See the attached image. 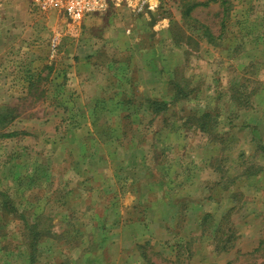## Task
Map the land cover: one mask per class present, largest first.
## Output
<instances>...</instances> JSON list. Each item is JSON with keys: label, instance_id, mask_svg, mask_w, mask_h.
<instances>
[{"label": "rangeland", "instance_id": "374dc122", "mask_svg": "<svg viewBox=\"0 0 264 264\" xmlns=\"http://www.w3.org/2000/svg\"><path fill=\"white\" fill-rule=\"evenodd\" d=\"M106 10L0 0V264H264V0Z\"/></svg>", "mask_w": 264, "mask_h": 264}, {"label": "built area", "instance_id": "2783aa9c", "mask_svg": "<svg viewBox=\"0 0 264 264\" xmlns=\"http://www.w3.org/2000/svg\"><path fill=\"white\" fill-rule=\"evenodd\" d=\"M34 8L49 10L79 23L87 15L103 11L107 6H125L133 12H144L147 0H28Z\"/></svg>", "mask_w": 264, "mask_h": 264}, {"label": "trees", "instance_id": "16d2710c", "mask_svg": "<svg viewBox=\"0 0 264 264\" xmlns=\"http://www.w3.org/2000/svg\"><path fill=\"white\" fill-rule=\"evenodd\" d=\"M227 11V10H226ZM224 23V22H223ZM222 23V24H223ZM223 27V26H222ZM210 40L212 39V37L210 36V38H209ZM160 103H162V108H165L166 106V104H165V102H159V100H157V99H154L153 100V106L154 105H156V107L154 108L153 107V110L154 109H156L155 111H157L158 109H157V106H161V104ZM156 113V112H155ZM16 133L15 132H9V133H4V134H0V136L1 137H4V138H6V137H12V136H14ZM11 209H15V208H11ZM15 211V210H14ZM43 235H46V233H43V232H41V231H36V230H30V232H29V236H31V242L29 243V246L30 247H32L33 245H35L36 243H37V241H39L40 240V238L41 237H43ZM47 236V235H46ZM48 237V236H47ZM33 249V251H34V247L32 248ZM32 251V253L30 254V262H32L33 261V259H34V252Z\"/></svg>", "mask_w": 264, "mask_h": 264}, {"label": "crops", "instance_id": "0c3cea01", "mask_svg": "<svg viewBox=\"0 0 264 264\" xmlns=\"http://www.w3.org/2000/svg\"><path fill=\"white\" fill-rule=\"evenodd\" d=\"M105 11L107 12V10L105 9ZM102 13H103V11H102ZM101 15V12H94L92 15H94V16H97V15ZM88 19V18H87ZM97 46H95V45H93V46H83V45H80V46H78L77 47V51L79 52V53H82V51L84 50V49H86V48H88V50L86 51V52H84V53H87V54H85V55H83L82 57H80V59H83V58H88L90 55H93L94 54V52H96V48ZM84 61H86V60H84Z\"/></svg>", "mask_w": 264, "mask_h": 264}]
</instances>
